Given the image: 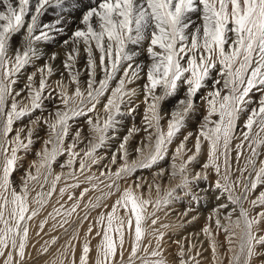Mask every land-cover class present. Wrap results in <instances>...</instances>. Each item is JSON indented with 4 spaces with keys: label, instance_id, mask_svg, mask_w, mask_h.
<instances>
[{
    "label": "snow or ice",
    "instance_id": "obj_1",
    "mask_svg": "<svg viewBox=\"0 0 264 264\" xmlns=\"http://www.w3.org/2000/svg\"><path fill=\"white\" fill-rule=\"evenodd\" d=\"M262 157L264 0H0L2 264L33 259L49 205L36 235H69L59 264H93V240L94 264H169L204 206L212 264H264ZM172 242V264H201Z\"/></svg>",
    "mask_w": 264,
    "mask_h": 264
},
{
    "label": "bare ground",
    "instance_id": "obj_2",
    "mask_svg": "<svg viewBox=\"0 0 264 264\" xmlns=\"http://www.w3.org/2000/svg\"><path fill=\"white\" fill-rule=\"evenodd\" d=\"M46 17H49V19L50 18H53V16H52V13H51V11L49 12V14L48 15H46ZM51 20V19H50ZM55 47H56V45H55ZM54 47V48H55ZM58 47V46H57ZM52 50H53V48H52ZM130 125V124H129ZM234 145V144H233ZM234 147V146H233ZM105 163V162H104ZM94 169H96V167L95 168H93L92 169V171L93 172H96L97 170H94ZM57 171L59 172L60 171V169L58 168L57 169ZM67 171V170H66ZM98 174V173H97ZM81 179H83V178H81ZM59 186H62V185H58V187ZM84 186V185H83ZM79 193V192H78ZM94 194V193H93ZM93 194H91V195H93ZM90 195V194H89ZM67 199V197H65V200ZM55 200H56V197L54 196L53 197V203L55 202ZM85 203H87L86 202V198H85V201H84ZM112 201H109V203H111ZM57 207L59 206V205H56ZM82 206V205H81ZM82 208H83V206H82ZM52 210H53V208H52V205H49L44 211H42L41 212V214H40V216L38 217V218H36V220L34 221V223H33V226H32V228H31V230H30V242H29V247H28V252H30L31 253V255H32V257H33V259L31 260V261H29L28 262V264H52V262L53 261H56V264H59V261H60V259H61V257H60V253H61V251H62V248H61V246L62 245H65L64 243H66V241L68 240V239H64V236L66 235V234H64V233H61V235L59 234V231L60 230H62L63 231V229L62 228H57L56 230H58V231H53L52 230V224H53V221L51 220V219H49L48 220V223L45 225V227H44V230H43V232H40V235L39 236H37L36 235V233L39 231V223H40V221L41 220H43L45 217H47L48 216V213H50V212H52ZM184 210V208H183V206H181L180 204H176V205H174L173 206V210H172V212H171V215H169V216H165V214H164V212H161V213H159V216H160V221H159V223H158V225H157V227H159L160 226V224H177V223H179V221L177 220V216H179V214L182 212ZM211 210V206H204V207H202L201 208V211H200V219H199V221L198 222H196V223H194L193 225H187V226H185L184 228H182V229H180V230H178V231H171L172 233H170V237L171 238H169L171 241L172 240H180V241H182L183 243H186V244H188V247L191 245V243H190V241H191V239L193 238L194 239V237L196 238V237H198L199 235H203V233H202V231H201V229H202V227L205 225V223H206V217H207V215H208V213H209V211ZM98 211H103V209H98V210H96V211H94L93 213H92V216H95V215H97V212ZM149 211H151V209H149ZM81 215H83V212H81L80 213ZM59 219V218H58ZM72 219L73 220H76V217L75 216H73L72 217ZM91 219V218H90ZM149 224H150V221H149ZM87 226H88V224H87V222L84 224V226L80 229V235H81V238H83V235H84V233L87 231ZM65 227H68L67 225H65ZM193 227H194V229H193ZM60 229V230H59ZM193 229V230H192ZM72 231V229L70 228L69 229V231ZM149 230V232L151 231V228H149L148 229ZM161 231H164V229H161ZM53 232H56V233H53ZM61 232V231H60ZM58 236V237H60V239L57 241V243L55 244V245H52L50 248H49V252H48V254H46V255H43V256H40V255H38L37 254V249H39L42 245H44L45 244V241H49V240H51V238L53 237V236ZM185 237H187V239L185 240L184 238ZM202 237H205V236H202ZM150 238V237H149ZM200 238V237H199ZM169 239H167L166 238V240L168 241ZM203 239V238H202ZM65 240V241H64ZM195 240V239H194ZM193 240V241H194ZM207 240V239H206ZM203 241H204V239H203ZM147 242V241H146ZM201 241L199 240V243H200ZM207 242V241H206ZM75 243V242H74ZM97 243V240H93L92 241V244H93V252H92V260H93V264H94V259H95V244ZM198 242H197V244H199ZM194 244V243H193ZM201 244V243H200ZM199 244V245H200ZM33 245H35V247H33ZM176 245V244H175ZM185 245V244H184ZM208 245V244H207ZM206 245V246H207ZM178 246V245H177ZM204 247L203 246V250L201 249V252L204 254L202 257H200L199 259H201V263L202 264H212V261H210V259H209V257H211L210 256V254H209V247L207 246V247ZM187 247V246H186ZM197 247H199L198 245H197ZM200 248V247H199ZM185 251H186V256H188L189 254L187 253V248L185 249ZM224 251V250H223ZM206 253H208L209 254V256L208 255H205ZM77 259H78V257H79V244H77ZM194 253L192 252V255H193ZM141 255H143V254H141ZM172 255V254H171ZM169 257H168V260H169V264H172V262L174 261V258H172L170 255H168ZM173 256V255H172ZM208 256V257H207ZM227 257V256H226ZM198 258V257H197ZM71 260V256L69 255L68 256V259L67 260H65V264H69V261ZM127 260V253H125V261ZM0 264H2V260H0ZM136 264H140V262H139V260H137V262H136ZM226 264V263H225ZM254 264H255V262H254Z\"/></svg>",
    "mask_w": 264,
    "mask_h": 264
},
{
    "label": "rangeland",
    "instance_id": "obj_3",
    "mask_svg": "<svg viewBox=\"0 0 264 264\" xmlns=\"http://www.w3.org/2000/svg\"><path fill=\"white\" fill-rule=\"evenodd\" d=\"M85 3H87V0H85ZM53 15H54V14L52 13V16H53ZM43 19H44L45 22H49V21H51L53 18H50V19H51V20H50L49 17H44ZM57 46H58V45H56V47H55V45H54V46H53V50H55V49L57 48ZM54 47H55V48H54ZM133 86H135V85H133ZM136 123L139 124V119H137ZM129 124H131L130 121H129ZM129 126H130V125H129ZM237 136H239V132H237ZM236 143H239V140H236V141L233 142V144H234L233 146H234V147H235V144H236ZM233 155H234V153H233ZM262 158H264V157H262ZM31 159H32V157H29V160H31ZM105 163H107V161H105ZM243 164H244V159L242 158L241 161H240V166L243 167ZM233 167H234V168L236 167V164H235V161H234V160H233ZM93 168H95V166H94ZM57 169H58V167L56 168V171H57ZM66 170H67V169H65V171H66ZM94 170H97V169H94ZM57 172H58V171H57ZM20 175H21V173H17V174H16L15 178H16L17 181H19V177H20ZM145 175L147 176V173H145ZM236 176H239V173H238V172L236 173ZM81 178H83V177H81ZM234 178H235V177H234ZM84 186H87V185H84ZM260 190H262V189H258L257 192L253 194V198L255 197V195H258V193H259ZM38 191H39V188L37 187V188H36V192H38ZM76 191H77V194H78V192L80 191V189H77ZM36 192H33L32 195L35 196ZM89 194L91 195V194H93V193H89ZM98 194H99V193H94L93 195H98ZM86 202H87V197H86ZM84 203H85V202H84ZM82 206H83V204H82ZM82 206H81V207H82ZM245 207H248V205L245 204ZM213 227H214V224H213ZM193 229H194V227H193ZM193 229H192V230H193ZM59 230H60V229H59ZM54 231H55V230H54ZM56 231H58V230H56ZM60 231H61V232H60ZM60 231H59V234H60V235H61V233H64V230H63V231L60 230ZM169 232L172 233L171 231H169ZM169 232H168V235L165 237V239H166V238H167V239L171 238ZM53 233H56V232H53ZM70 233H71V230L69 231V234H70ZM56 236H57V235H56ZM58 236H59V235H58ZM202 236H204V234H203ZM202 236L199 235L198 237L194 238L195 240H194L193 238L191 239L190 243H191V244L194 243L196 246L198 245L200 248H199V247L194 248V249L192 250V252H193L194 254L192 255V252H191L188 256L185 257L186 259H188L190 256H195L197 251H201V249L203 250V247L201 248V245L205 247V246L208 244V240H206L207 238H206V237H202ZM199 237H200V238H199ZM202 238L204 239V241H203ZM64 239H69V235H65V236H64ZM221 239H223V237H221ZM193 240H194V241H193ZM199 240L201 241V242H200L201 244L199 243ZM64 241H65V240H64ZM172 241H173V240H172ZM172 241L169 239L168 242H167V244L165 245V249H166V250H165V256H167V258H168V257H169L168 255H170L172 258L175 259V253H176V251H177V249H178V246H177V244L175 245V243H173ZM206 241H207V242H206ZM197 242H198L200 245L197 244ZM64 244H65V243H64ZM184 244H185V249H186V248L188 249V244H186V243H184ZM186 246H187V247H186ZM207 246H208V245H207ZM207 246H206V247H207ZM223 250L225 251L224 248H221V249H220V252H221V258L223 259L224 264H225V263L227 264L228 257H226V256L223 255V253H224ZM171 254H172L173 256H172ZM209 254H210V256H211L210 249H209ZM209 254L206 253L205 255H208V256H209ZM203 255H204V254H203ZM208 256H207V257H208ZM199 258H200V257H198V259H199ZM210 258H211V259H210ZM209 259H210V261H212V257H209ZM201 264H202V263H201ZM255 264H260V259H257V260L255 261Z\"/></svg>",
    "mask_w": 264,
    "mask_h": 264
}]
</instances>
